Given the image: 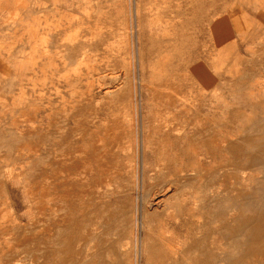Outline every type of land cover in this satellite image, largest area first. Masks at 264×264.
<instances>
[{
    "label": "rangeland",
    "instance_id": "rangeland-1",
    "mask_svg": "<svg viewBox=\"0 0 264 264\" xmlns=\"http://www.w3.org/2000/svg\"><path fill=\"white\" fill-rule=\"evenodd\" d=\"M0 264H264V0H0Z\"/></svg>",
    "mask_w": 264,
    "mask_h": 264
},
{
    "label": "bare ground",
    "instance_id": "bare-ground-1",
    "mask_svg": "<svg viewBox=\"0 0 264 264\" xmlns=\"http://www.w3.org/2000/svg\"><path fill=\"white\" fill-rule=\"evenodd\" d=\"M138 107V106H137ZM185 127V126H184ZM191 130L192 129H189V128H187V129H185L184 130V132L182 133L183 134V136H184V138H185V140H186V138H190V132H191ZM202 130V129H201ZM200 132V131H199ZM171 133V132H170ZM181 133V132H180ZM180 133H177V134H179V135H181ZM178 136V135H177ZM182 136V135H181ZM203 136V135H202ZM144 142V141H143ZM149 142V141H148ZM142 145H143V143H142ZM144 146V145H143ZM144 147H143V151H144ZM185 156L188 158L189 157V154H188V151L185 153ZM185 157V158H186ZM178 159V158H177ZM139 163V162H138ZM192 163L190 162V160L188 159V160H186L184 163H183V168H182V170H183V173L182 174H177V177L176 178H170V177H168V179H167V181H172V182H176V181H180V179L182 180V182L181 183H184V186H186V187H190V186H192V182H193V180H194V176H193V174H192ZM144 170L145 169H143V174H144ZM157 171V170H156ZM176 173V172H175ZM141 175V174H140ZM160 175H161V173L160 174H158L157 175V177L155 178V180L157 181L158 179H159V177H160ZM174 175V174H173ZM172 177H174V176H172ZM149 178H151V180H153V178L154 177H150L149 176ZM161 178V177H160ZM172 182H170V183H172ZM176 184V183H175ZM173 185V184H172ZM167 186V185H166ZM181 186H183V185H181ZM180 187V186H179ZM176 188V187H175ZM178 189V188H177ZM192 189V188H191ZM179 190V189H178ZM181 192V191H180ZM183 192V191H182ZM181 192V193H182ZM172 193V192H171ZM176 192H174V194H175ZM179 194V193H178ZM183 196V205H184V211L182 212V217H183V219H184V224H183V227H184V231H185V233H186V237H189V235H190V232H191V221H192V217H193V215H194V206H191L190 204H193V202H194V193L191 191V190H189L188 192H184V194H182ZM179 196V195H178ZM177 197V196H176ZM169 199V198H168ZM174 199H176V198H174ZM141 201V200H140ZM177 201V200H176ZM181 201V200H180ZM178 204V203H177ZM168 205V204H167ZM194 205V204H193ZM177 206V205H176ZM169 207H172L171 205H169L168 206V211L167 212H169V213H167L166 212V216H169V218H171L170 219V222L171 223H174V227H177V224H178V221L176 220V219H179L180 218V216H181V214H179L178 212H177V210H179V209H175L174 211H170L169 210ZM164 209H166V206H165V208ZM240 216V215H239ZM181 217V218H182ZM138 219V218H137ZM243 219V218H242ZM246 219V218H245ZM251 219H253V218H251ZM169 222V223H170ZM171 223H170V225H171ZM45 228V227H44ZM174 237V235H173V231L171 230V231H169V234H168V238H170V239H172ZM176 247V246H175ZM180 253V252H179ZM175 254V253H174ZM208 255V254H207Z\"/></svg>",
    "mask_w": 264,
    "mask_h": 264
}]
</instances>
